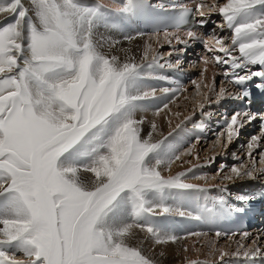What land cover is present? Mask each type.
Segmentation results:
<instances>
[{"label": "snow or ice", "instance_id": "6c2138e0", "mask_svg": "<svg viewBox=\"0 0 264 264\" xmlns=\"http://www.w3.org/2000/svg\"><path fill=\"white\" fill-rule=\"evenodd\" d=\"M140 3L149 6L148 0H121L114 9L99 0H0V16L7 20L0 21V264H157L145 254L143 240L133 241L137 232L156 245L182 239L147 223L163 216L208 226L189 235H239L235 251L217 249L221 261L229 255L246 264L264 258L259 243L264 233L253 238L246 227H217L255 198L234 194L229 185H264V112L247 107L253 90L264 93V0H179L172 5L180 13L175 28L137 34L148 36L139 61L119 47L120 39L108 41L105 51V38L97 34L101 9L130 18ZM150 6L165 8L159 0ZM213 15L220 21L211 20ZM136 38L125 35L123 40ZM152 40L160 48H153ZM197 45L204 67L199 82L193 77L190 83L202 100L192 112L198 108L208 117L207 109L226 101L245 105L220 114L214 143L227 150L242 129L253 122L258 127L240 143L241 154L232 153L237 163L220 162L214 174L203 175L197 169L212 167L216 157L203 164L182 159L199 161L195 146L200 137L170 156L160 151L191 114L166 135L152 122L146 137L141 134L145 120L136 117L146 109L144 102L164 98L153 113L159 116L187 91L158 70L182 72L183 57ZM209 64L222 70L219 87L215 75L204 83ZM160 81L173 86L150 83ZM201 85L207 91L201 92ZM195 126L204 130L203 124ZM178 161L191 167L163 175ZM209 179L217 183L208 185ZM184 198L195 201L194 209L179 206ZM117 210L127 220L110 225L109 213Z\"/></svg>", "mask_w": 264, "mask_h": 264}, {"label": "bare ground", "instance_id": "6f19581e", "mask_svg": "<svg viewBox=\"0 0 264 264\" xmlns=\"http://www.w3.org/2000/svg\"><path fill=\"white\" fill-rule=\"evenodd\" d=\"M209 2H211V0H209ZM214 16L215 15H213L212 17H214ZM1 18H3V16H0V21L7 22V20H1ZM97 34H98V36H103L105 38L104 39V42H105V49L104 50L107 51L108 50L107 49V42L109 40L106 39L105 34L104 33H101V31H99V29H97ZM121 37H123V36H121ZM160 37H161V39H160L161 44H164L163 41H162L163 40V36L161 35ZM120 40H122L123 42H122V44L119 47H122V48H125V49H129L130 50V54L134 55L136 57L137 61H139V59H140V57L142 55V52H143L144 42L148 40V36L136 38L135 40H132L131 42L126 41V40H123V39H120ZM148 42L152 44L153 48H160V44H157L155 40L148 41ZM165 45L167 46V44H165ZM115 54L120 55L122 58L124 56V54L122 52H119V51H117ZM172 58H175V56H173ZM203 67H204V65L202 63H199L198 62L196 64V66H195V69H197L198 72H201L203 70ZM216 73L217 74L220 73L219 69L217 67H215L214 65L209 64L208 65V71L204 74V83H211L212 80H213V76L214 75H215L216 81L217 82L220 81L222 77H221L220 74L216 75ZM191 76H192V78L195 77V72L193 73V75L191 74ZM195 78H197V77H195ZM189 80H191V79H189ZM198 82H199V79H198ZM204 89H205L204 91H207L206 88H204ZM196 97H198V96H196ZM195 100L197 101V100H200V99L199 98H196ZM158 102H159V100H158ZM147 104H149V103H147ZM146 107H148V105ZM217 107L218 106H215L214 105L212 107V110H216ZM150 108L152 110H149V108H146L145 110H142V111H139V112L136 113L137 119H140V118L144 117L145 123L142 126V133L141 134L143 136H145V137H146L148 131H150V125H151L152 122H155L157 124V126H158V130L159 131H162L166 135L168 133V131L170 130V128H175L176 123H178L184 117V116H182V117L180 116L179 118H172V116L174 115V113L168 114V113H164V111L162 112V114L160 116L153 117V114H151V112H153V110H154L153 109V105ZM144 113L146 115H144ZM195 119H197V117ZM169 120H171V124H169ZM191 121H195V120H192L191 119L190 122H187L186 123V125L192 124ZM248 127L249 126H247L245 129H243L241 131L242 134L243 133H246L245 135H247L246 138L244 137L246 139L245 142L252 135V134H250L248 132V130H249ZM183 133H185V131L183 129H178V130H176V132L173 134L172 137H169V140L167 141L168 148L165 151V155H169V156L172 155L171 153H173V147H175V148H177V147H180L181 148L182 147L181 146L182 142L184 140H186V138L183 136ZM242 134H241V136H242ZM180 135H182L183 137L180 136ZM241 136L239 138V141L242 140L241 139ZM157 138H159V137H157ZM171 138H172V141H171ZM239 141H238V143H239ZM163 147H165V145H163L162 148ZM170 171H171V174L170 175H175L176 173L180 172L181 170L179 168H177V167L174 166ZM191 181L194 182V180H191ZM213 183L214 182H212V184ZM240 183L241 182H237L236 185H230L231 190H235L237 188L238 189H243V188L245 189L250 184H252L251 181L243 182L242 185H238ZM198 184L205 185L204 181H198ZM212 184H208V185H212ZM235 193H236V191H234V194ZM240 194H242V192ZM120 213L121 212L119 210H117L115 212H112V213H109L108 223L111 225L114 222H116V223H120L122 221L126 222V220H127L126 215L124 213H121V214ZM261 229H260V227H254V228H252L250 230V232L257 235V233L260 232ZM256 235H254V236H256ZM144 236H145L144 234H142L140 232H137V234H136L137 239H136V241H133V242L135 243V242L143 239ZM209 236L210 237H214V238H210ZM219 238H222V237H219ZM219 238L216 237L215 235H213V236H211V235H206V236L205 235H201V236L195 237L193 239H187V240H185L187 242L186 244H183V242H181L180 240H178L177 242H175V244L174 243L169 244L170 243L169 242V243H167L168 245H165V244L164 245H155V247H152L151 249H146V250H148V254H149V255L148 254L147 255L150 256V257H152L154 260H156L157 261V264H177L180 261H182V256L183 255H186L187 258H189V260L188 261H184L185 263H183V264H188L190 262H193L195 259L198 260V258L200 257V256L198 257L199 254L197 253V251L199 252V250L197 249V251H196L195 249H193V246L191 245V243L194 240L199 239L200 241H202V243H200V244H202V247L204 248V251L201 250L202 253H204V256H202V257H204V259H205V257L208 254L207 252H209V250L208 249H205V247L208 248V246L210 244H212L213 241L218 240ZM183 239H185V238H183ZM236 240H239V238H236V237L229 238V243L227 245H230L232 247L233 246H236L237 247V241ZM149 241H151V240H149ZM242 242L244 243L245 241H242ZM203 245H205V247ZM199 248H200V246H199ZM184 249H187V251H185ZM226 249L223 248L222 250L226 252ZM191 253H194L195 256H196V253H197V256L196 257H190L191 256ZM209 254L211 255L212 253H209ZM216 255L220 256V253H218ZM218 256H214L212 258H216V260H217V257ZM202 257L199 258V262H200V259L201 260L203 259ZM184 259L186 260V257ZM197 260H195V261H197ZM234 260H237V259H234V258L233 259H229L228 262H226L225 264H228V263H230V262H232ZM218 261H221V260H218ZM221 262H223V261H221ZM208 263H210V262H208ZM261 264H264V259L261 260Z\"/></svg>", "mask_w": 264, "mask_h": 264}, {"label": "rangeland", "instance_id": "374dc122", "mask_svg": "<svg viewBox=\"0 0 264 264\" xmlns=\"http://www.w3.org/2000/svg\"><path fill=\"white\" fill-rule=\"evenodd\" d=\"M26 2H27V0H26ZM105 36H106L107 40H110L109 38H107V35H105ZM167 46L165 44H163V47L165 48V49L163 48L164 51L168 50L169 46L168 47ZM170 59H173V58L171 57ZM199 73L200 72H198V71L195 72V77H197V81L199 79ZM218 74L216 73V75H218ZM188 84L189 83H186L185 87H187ZM152 86L157 87V88L163 87L161 85H154V84H152ZM219 86H220V84H219V81H218L217 82V87H219ZM204 90L205 89H204L203 85H201V92H205ZM195 93H196L195 86L190 83V86L187 88V91L185 93H183L182 95H180L179 98L176 100V102L174 104L170 103L168 109L164 110V113L172 114V113H175V112L179 111V112L182 113L181 117L191 114L192 115V120H195L196 117H197V119L200 118L201 115H200V111H199L198 108H197V110L194 113L192 112V109L196 108V102L198 101V100L196 101L195 99L199 98L200 100H202V96L196 97ZM163 95L164 94L162 92L157 91V96L163 97ZM185 95L188 96L187 100L184 99ZM158 100H159V102H158ZM158 100L146 101V102H144V106L146 107L148 105V107H146V108H149V110H152L150 107L153 105V103L155 101H157L159 103V105H156V106L153 105V109H154L153 112H154L156 108L160 107L165 102L164 99H160L159 98ZM147 103H149V104H147ZM211 110H212V108H211ZM153 112H151V114H153ZM161 114H162V112L160 113V115ZM144 115H146V114L144 113ZM153 117H156V116L153 114ZM142 118L144 119V117H142ZM172 118H177V117L175 115H173ZM187 122H190V121H186L185 125L181 129L185 130L188 126H190V125H186ZM191 123H193V121H191ZM245 134L246 133H243L242 136L240 135L242 140H240V141L238 140L239 143L237 141L236 144H233L227 150L223 149L220 145H217V144L214 143L215 136H211L208 139H206L205 141H202L204 139H201L198 143H196V146H195V152L198 153L199 157H200L199 161H197L196 159H193L192 157H183L182 159L183 160L192 159L193 164H196V163L203 164L206 159H208L210 157H216L217 158V163L212 165V167H202V168L197 169V174H200V175H203V174H214L216 169L218 168L220 162H224V163L228 164L229 166L234 164V163H237L236 161H234L232 153L233 152H237L238 155L241 154V150H240V146L239 145H240V143L245 142V140H246L245 138L247 137V135H245ZM209 135H213V133H210ZM180 136H182V135H180ZM171 141H172V138H171ZM195 141H191V142L187 143V138H186V140H184L182 142V144H181L182 147L181 148L180 147H177V148L173 147V153H171V154L178 153L179 150H181L182 148L187 147L188 144L193 143ZM165 147L161 148V150H160L162 154H165V151L168 148V143L167 142L165 143ZM174 166L179 168L181 171H185L187 168L191 167V165L186 164V163L181 164V162H179V161L176 162L175 164H173L172 168ZM170 174H171V171L163 172V175H165V176H169ZM190 181L191 180H189L188 182L189 183L193 182V181H191V182ZM198 181H204V183H206L205 180H194L193 183L194 184L195 183L198 184ZM212 182H214L213 184L217 183L216 180H211L210 179V180L207 181L208 184H212ZM242 184L243 183H240L238 185H242ZM229 187H230V185H229ZM243 190H244V188L243 189H238L237 188L235 190H232V192L234 193V191H236V193H239V192H242ZM140 233H142V232H140ZM260 233H264V229H262L260 232H258L257 235L260 234ZM142 234H144L146 236L145 233H142ZM254 235H256V234L252 233V237L253 238L255 237ZM145 236L141 240L144 241V251H145V254L147 255L148 254V250H146V249H151L152 247H155L156 244L154 243V241H149L150 239L146 238ZM211 236H213V235H211ZM195 237H199V236L187 237L185 239L182 238V239H180V241L183 242V244H186L187 242L185 240L193 239ZM210 238H214V237H210ZM222 238H219L218 240L213 241L212 244H210L208 246V248L205 247V245H203L205 247V249L209 250V252H207L208 254L205 257V259H204V257H202V256H204V253H202V251H204V248L202 247V244H200V243H202V241H200L199 239L194 240L191 243V245L193 246V249H195L196 251H197V249L199 250V252L197 251V253L199 254L198 257L200 256L203 259L202 260L200 259V262H199V258H200L199 257L198 260L195 259L197 261L194 260L193 262H190L188 264H195V262H199V264H209L206 260L217 262L218 260H220V256L216 255V254L219 253V251H217V249H223V248L226 249L227 248L226 252H229V253H231V252L236 250V246L232 247L230 245H227L229 243V238H226V237H222ZM237 238H239V236H237ZM244 243L248 244L249 242L245 241ZM259 243L262 246H264V240L260 241ZM169 244H172V242H170ZM165 245H168V244H165ZM199 246H200V248H199ZM197 253H196V256H197ZM209 253H212V254L210 255ZM183 256H182V261H180L177 264H183V263H185L184 261H188L189 260V258H187L186 255H183ZM196 256H195L194 253H191L190 257H196ZM214 256H218L217 260H216V258H212ZM185 257H186V260L184 259ZM233 258L236 259L235 257H232L230 255L229 256H225L223 262L219 261L218 264H225L226 262H228L229 259H233Z\"/></svg>", "mask_w": 264, "mask_h": 264}]
</instances>
